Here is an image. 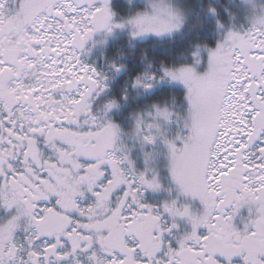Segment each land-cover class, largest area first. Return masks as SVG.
<instances>
[{"label":"snow or ice","instance_id":"1","mask_svg":"<svg viewBox=\"0 0 264 264\" xmlns=\"http://www.w3.org/2000/svg\"><path fill=\"white\" fill-rule=\"evenodd\" d=\"M0 264H264V0H0Z\"/></svg>","mask_w":264,"mask_h":264},{"label":"flooded vegetation","instance_id":"2","mask_svg":"<svg viewBox=\"0 0 264 264\" xmlns=\"http://www.w3.org/2000/svg\"><path fill=\"white\" fill-rule=\"evenodd\" d=\"M93 59H94V57H93Z\"/></svg>","mask_w":264,"mask_h":264}]
</instances>
